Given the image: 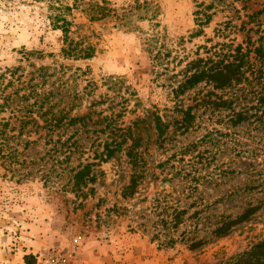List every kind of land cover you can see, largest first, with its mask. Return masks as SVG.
<instances>
[{
    "label": "rangeland",
    "instance_id": "1",
    "mask_svg": "<svg viewBox=\"0 0 264 264\" xmlns=\"http://www.w3.org/2000/svg\"><path fill=\"white\" fill-rule=\"evenodd\" d=\"M108 2L113 14L126 18V23L114 18L88 22L76 14V28L89 39L95 55L87 61H75L60 55L61 34L50 28L44 6L31 0H0V72L17 67L24 74L40 67L49 68L50 73L63 68L68 76L77 69L86 71L85 77L77 80L76 89L81 92L90 80L96 90L77 103L79 109L72 114H86L89 102L98 101V96L115 95L114 105L123 97L129 101L128 108L135 109L123 118L127 127L135 118L143 119L146 112L164 119L175 116L168 78L197 56L206 58L230 41L234 46L246 47L247 42L254 48L264 46V0H225L218 9L209 11L214 15L206 26L197 23L195 12L197 4L207 6L210 0ZM137 4L139 10L135 9ZM229 20L231 24L225 27ZM223 29V34H217ZM155 32L159 36L157 48L171 54L158 70L159 65L155 67L144 52L146 40ZM178 61L180 66L176 67ZM108 78L119 80L115 93L103 85ZM260 86L257 76L249 94L248 89L238 92L241 107L255 105L253 96ZM208 92L211 89L201 85L187 95L190 99L185 98L184 104L193 106L195 99ZM106 107L95 111H105ZM194 113L195 124L188 133L171 135L170 128L164 142L156 139L150 126L140 125L146 176L139 181L136 194L125 200L121 192L129 184L131 167L123 154L100 166L94 196L78 207L81 201L62 189L67 178L60 170L65 164L55 165L60 177L54 174L46 184L41 173H36L53 170L51 160L44 157L49 147L43 142L28 149L23 143L16 146L19 165L11 171L0 165V264H214L263 240L264 177L257 173L264 171V129L254 130V123L229 129L230 111L213 105L196 108ZM210 135L214 142L206 139ZM29 138L34 141L37 137ZM21 140H26L25 136ZM185 148L189 151L181 155ZM92 157L86 151L82 160ZM169 159L163 172L156 168ZM195 185L198 192L187 198V187ZM155 200L177 204L186 211L184 223L170 233L173 245H165L166 232L161 227L153 228L159 219L152 208ZM194 200L204 206L198 219L189 218L197 210L189 208ZM249 208L258 209L226 236L207 242L201 249H188L185 238L207 239L215 226L236 220Z\"/></svg>",
    "mask_w": 264,
    "mask_h": 264
},
{
    "label": "trees",
    "instance_id": "2",
    "mask_svg": "<svg viewBox=\"0 0 264 264\" xmlns=\"http://www.w3.org/2000/svg\"><path fill=\"white\" fill-rule=\"evenodd\" d=\"M3 1L14 2V0ZM31 1L44 6L50 28L60 32L62 41L60 55L65 59L87 61L95 55V48L89 39L81 35L76 28V14H80L88 22L114 18L118 23L123 25L126 23V18L121 16L120 19L117 14H113L108 0ZM210 1L207 6L197 4L198 10L195 15L199 25H208L214 15L209 11L218 9L225 0ZM140 8L137 4L135 9ZM228 22L225 27L231 24V20ZM224 31L225 29L216 32L223 34ZM158 37L157 32L149 36L144 47V52L149 55L154 66L159 65L157 70L164 62L167 63L171 56L167 50L157 48ZM180 62H177L176 67L180 66ZM167 66L166 64L165 67ZM60 69L62 71L50 73L49 68L40 67L24 74L22 68L17 67L0 72V165L11 171L19 165L20 154L16 146L23 143L24 149H28L43 142V146L49 147L44 157L51 160L53 170L45 174L37 170L36 173H41V179H44L46 184L52 180V175L60 177L57 175L55 165L59 167L65 164L64 169L60 170L67 178L62 189L72 194L76 201H81L78 207H82L81 205L88 198L94 196L93 184L101 174L100 166L117 154H123L131 167V178L129 184L123 188L121 198L129 199L136 194L139 181L146 176L147 170L143 160L144 149L140 125L150 126L156 134V139L164 142L169 138L167 135L170 128H173V131H170L171 135L175 133L183 135L189 132L195 124L196 108L207 109L213 105L230 111L229 129L244 123H254V130L264 129V46L254 48L250 42L246 43V47L242 44L234 46L233 41H230V44L222 45L221 50L210 52L206 58L197 56L178 72L173 71L168 78L173 102L171 109L175 116L164 119L155 112H146L143 119L135 118L127 127L123 118L128 114H134L135 109H129L127 105L129 101L123 97H120V102L114 105L115 95L98 96V101L89 102L86 114L73 115L72 112L79 109L77 103L91 97L96 85L88 80L80 92L75 87L77 80L85 77L87 72L77 69L68 76L63 68ZM257 76L261 86L253 96L255 105L250 108L241 107L238 103V92L248 89L249 94L252 89V79ZM118 81L116 78L104 79L103 85L108 86V91L115 93L116 86L119 85ZM244 84L246 86L240 87ZM201 85L209 87L211 92L195 99L193 106L184 104L185 98L190 99L187 95ZM214 92L221 94L216 96ZM211 95L216 99L215 101L211 100L209 97ZM105 104L107 105L105 111H95L97 107ZM251 111H254L253 115ZM251 118L253 120L250 122ZM30 135H35L37 138L29 141ZM23 136L26 140L22 141ZM206 139L210 142L215 140L212 135ZM13 142L15 144H12ZM86 151L93 156L91 159L87 158V161L82 160ZM185 151L189 149L185 148L181 155L185 154ZM170 160L160 163L156 168L163 172L165 167L169 166ZM72 162L77 164L70 166ZM170 169L176 170L174 166H170ZM257 174L264 177V171ZM187 191L189 194L187 198L193 197L198 192V186L187 187ZM190 207H195L197 210L189 218L198 219L204 207L202 202L194 200ZM152 208L159 218L153 228L161 227L162 231L166 232L165 245L175 244L174 236L170 233L184 223L186 211L177 204L169 206L156 200ZM257 209L249 208L236 220L218 224L207 239L191 237L185 238L184 242H188V249L191 251L201 249L207 242L226 236L235 225L248 221ZM214 264H264V239L240 254L219 260Z\"/></svg>",
    "mask_w": 264,
    "mask_h": 264
}]
</instances>
